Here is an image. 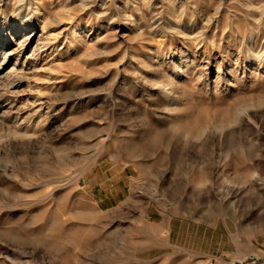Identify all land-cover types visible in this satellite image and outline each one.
<instances>
[{
	"label": "rangeland",
	"instance_id": "374dc122",
	"mask_svg": "<svg viewBox=\"0 0 264 264\" xmlns=\"http://www.w3.org/2000/svg\"><path fill=\"white\" fill-rule=\"evenodd\" d=\"M5 1L0 264H250L264 242V0H105L113 19L101 0L85 16L80 0ZM37 3L45 30L5 23ZM164 81L180 110L160 102Z\"/></svg>",
	"mask_w": 264,
	"mask_h": 264
},
{
	"label": "bare ground",
	"instance_id": "6f19581e",
	"mask_svg": "<svg viewBox=\"0 0 264 264\" xmlns=\"http://www.w3.org/2000/svg\"><path fill=\"white\" fill-rule=\"evenodd\" d=\"M14 1V0H13ZM17 3L19 2V3H21L22 5H24L25 4V6H27V7H29L30 5H33L32 3H34V1L35 0H15ZM58 1H60L61 3V5H63V3L65 2L66 4L67 3H69L71 0H58ZM93 0H80V3L78 4V6H79V10L78 11H81V15L83 16H85L86 14H87V12L89 11V10H91L92 9V2ZM145 1V0H144ZM6 1L5 0H0V13H4V14H6V12H7V5H6V3H5ZM26 2V3H25ZM57 2V1H56ZM101 5L100 6H98V9L101 11V14L102 15H107V17L109 16V17H111L112 18V16L110 15L111 14V12L109 11V9L108 10H106V8L107 7H105V0H101ZM18 3V4H19ZM58 3V2H57ZM98 3V2H97ZM12 4V3H11ZM35 5V4H34ZM42 6H43V3H37L36 4V6L35 7H33V9H32V11L34 12V15L32 16V17H24L22 14H20V13H17V14H11L9 17H7L6 18V20H4L5 21V23L6 24H13V22H14V25L15 26H17L18 28H16V29H14V30H12L13 32L15 31H17V30H21V29H25V28H27V29H30L31 27H33V26H35V25H38V23H40L41 21H43V30H45L46 28L45 27H47L48 25H49V23L50 22H48L47 23V21H44V19H45V13L43 12V9H42ZM75 8V7H74ZM124 8V7H123ZM94 9V8H93ZM126 9V8H125ZM49 10V9H48ZM25 11V10H24ZM50 11V10H49ZM62 11V10H61ZM65 11V10H64ZM97 11V10H96ZM17 12V11H16ZM70 12V11H69ZM47 13V12H46ZM73 13H75V12H72L71 13V15H67L69 18H68V20H70V21H73V19H74V17H75V14H74V16L72 15ZM93 13V12H92ZM54 15H52L51 16V22H53V24L57 21V20H60V19H63V18H60L59 17V15H58V13L57 14H55V13H53ZM60 14V13H59ZM66 14H68V13H66ZM80 14V13H79ZM120 14V13H119ZM89 15V14H88ZM87 15V16H88ZM93 15V14H92ZM91 15V16H92ZM91 16L89 17V18H91ZM114 16V15H113ZM117 16V15H116ZM155 16H156V14H155ZM157 16H159V15H157ZM105 17V16H104ZM129 16H127L126 14H125V22H126V24H131V23H128L129 22V18H128ZM44 18V19H43ZM151 18H153V17H151ZM155 18V17H154ZM113 19V18H112ZM158 18H156V20H157ZM83 20L85 21L86 19H84L83 18ZM155 20V21H156ZM50 21V20H49ZM162 21V20H161ZM164 21V20H163ZM74 22V21H73ZM81 22V21H80ZM111 22V21H110ZM177 23V22H176ZM14 25H13V27H14ZM4 26V25H3ZM159 26V25H158ZM12 27V28H13ZM85 28H88V24L86 23V27ZM156 28V27H155ZM154 27H153V30L155 29ZM42 30V31H43ZM178 30V29H177ZM85 31H87V30H85ZM43 33H45V32H43ZM46 34V33H45ZM68 34V33H67ZM72 33H69V35L71 36V39L70 40H72V42H73V44L74 45H76V44H78V43H82V42H80V41H76V36H74V33L71 35ZM47 36V35H46ZM60 36V35H59ZM46 39V38H45ZM49 41H50V39H49ZM53 42V41H52ZM50 42H48V40H47V42L45 41V42H43V44L42 45H39V46H35V49H33V57L35 58L36 57V55H38V54H36L38 51H40V50H42V48H48V46L50 45V44H52V43H50ZM76 43V44H75ZM5 43H4V40H2V39H0V45H4ZM71 46V45H70ZM82 46V45H81ZM13 47V46H12ZM25 47V46H24ZM24 49V48H23ZM55 49H56V47H55ZM15 49L13 48V51H14ZM14 52H16V50L14 51ZM79 52V51H78ZM12 53V52H11ZM59 53V52H58ZM90 53L91 52H89V54L88 55H90ZM98 53V52H97ZM96 53V54H97ZM79 54V53H78ZM94 54V53H93ZM95 54V55H96ZM92 55V54H91ZM37 58V57H36ZM4 59V55L3 54H0V65H2V60ZM149 67V66H148ZM150 69H151V67H150ZM148 70V69H147ZM153 70V69H152ZM149 72H150V70H148ZM148 73V72H147ZM146 73V74H147ZM152 73V72H151ZM148 75V74H147ZM143 78H147V76H143ZM147 80V79H146ZM166 80H168V79H166ZM145 81V80H144ZM148 82H149V84H150V81H151V79H149V80H147ZM160 81V80H159ZM18 82V81H17ZM152 82V81H151ZM154 82V81H153ZM165 82V81H164ZM168 82V81H167ZM19 83V82H18ZM21 83V82H20ZM19 83V84H20ZM166 83V82H165ZM12 85V84H11ZM150 85H152V83L150 84ZM179 85V84H178ZM154 86H156V89H159V88H157V87H160V89L161 88H163L162 90H164V92H165V95H164V99L163 100H161L160 102L161 103H163V101H165V100H167L168 99V101H167V103H165V104H163V105H167V108H168V106L169 105H173V107L172 108H170L171 110H174V111H178V110H180L182 107L180 106V104L179 103H176V104H174V98L176 97V96H179V95H177V93H178V88H180V87H178L177 86V83L175 82V81H170L169 83H166V84H163V82L161 83V82H157V83H154ZM152 89H153V87H152ZM181 91V90H180ZM182 91H184V90H182ZM181 91V92H182ZM179 94H180V92H179ZM181 94H183V93H181ZM180 94V95H181ZM182 97V96H181ZM179 98L180 100L183 98ZM185 99V98H184ZM183 100V99H182ZM177 102V101H176ZM165 107V106H164ZM163 107V108H164ZM167 108H166V110H167ZM169 109V110H170ZM18 128H20V126H18ZM17 129V128H16ZM19 133H20V131H19V129H17V132L15 133V134H18L19 135Z\"/></svg>",
	"mask_w": 264,
	"mask_h": 264
},
{
	"label": "built area",
	"instance_id": "2783aa9c",
	"mask_svg": "<svg viewBox=\"0 0 264 264\" xmlns=\"http://www.w3.org/2000/svg\"><path fill=\"white\" fill-rule=\"evenodd\" d=\"M250 264L264 263V242L260 245L259 249L254 255L250 257Z\"/></svg>",
	"mask_w": 264,
	"mask_h": 264
}]
</instances>
